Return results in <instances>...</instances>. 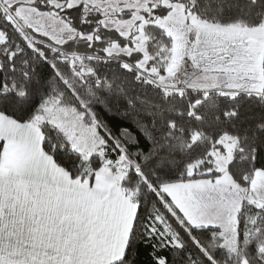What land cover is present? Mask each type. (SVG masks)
Wrapping results in <instances>:
<instances>
[{"label": "snow or ice", "instance_id": "6c2138e0", "mask_svg": "<svg viewBox=\"0 0 264 264\" xmlns=\"http://www.w3.org/2000/svg\"><path fill=\"white\" fill-rule=\"evenodd\" d=\"M0 264H264V0H0Z\"/></svg>", "mask_w": 264, "mask_h": 264}]
</instances>
